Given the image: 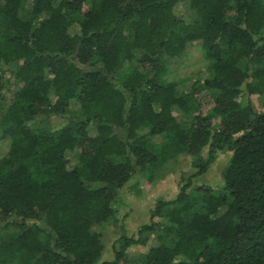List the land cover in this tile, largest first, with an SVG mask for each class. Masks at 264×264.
Returning a JSON list of instances; mask_svg holds the SVG:
<instances>
[{
    "label": "trees",
    "instance_id": "obj_1",
    "mask_svg": "<svg viewBox=\"0 0 264 264\" xmlns=\"http://www.w3.org/2000/svg\"><path fill=\"white\" fill-rule=\"evenodd\" d=\"M196 43L187 92L168 65ZM0 135V264H264V0H0ZM180 156L196 172L103 261L122 191Z\"/></svg>",
    "mask_w": 264,
    "mask_h": 264
},
{
    "label": "rangeland",
    "instance_id": "obj_2",
    "mask_svg": "<svg viewBox=\"0 0 264 264\" xmlns=\"http://www.w3.org/2000/svg\"><path fill=\"white\" fill-rule=\"evenodd\" d=\"M177 10L186 21H190L189 11L185 6L180 5ZM208 69L209 65L206 61L204 50L201 44L196 43L187 50L183 57L169 62L168 79L172 82H178L181 90L188 92L197 81H204L209 77ZM11 89H14V87ZM6 93L7 97L10 98L11 94L9 92ZM253 99L257 106V100ZM207 106V111L212 108L211 104ZM63 123L58 118H51L41 126L59 128ZM7 151L8 141L2 139L0 135V159L6 156ZM206 154L207 150L204 155L206 156ZM231 156L230 152L218 153L216 162L209 168L207 174L199 180L196 179L194 184H203L213 188L221 186L223 184L222 172L226 168ZM191 164V157L180 156L175 162L167 165L164 169L158 170L152 181H150L147 174L141 172L132 178L126 189L120 194V204L116 206L119 220L118 225L109 224L105 228L98 229L103 236V261L114 259L113 245L122 235L120 229L122 224L125 226L128 236L132 235L138 227L149 223L150 211L158 199L176 197L182 175L189 177L196 172ZM129 252L131 256H135L145 252V249L137 247L131 249Z\"/></svg>",
    "mask_w": 264,
    "mask_h": 264
}]
</instances>
